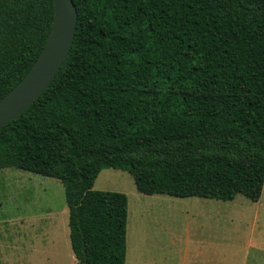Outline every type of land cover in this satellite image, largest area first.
Masks as SVG:
<instances>
[{"label":"trees","instance_id":"1","mask_svg":"<svg viewBox=\"0 0 264 264\" xmlns=\"http://www.w3.org/2000/svg\"><path fill=\"white\" fill-rule=\"evenodd\" d=\"M70 50L0 128V169L61 181L76 264H125L138 192L258 201L264 183V0H73ZM53 0H0V98L48 36Z\"/></svg>","mask_w":264,"mask_h":264},{"label":"rangeland","instance_id":"2","mask_svg":"<svg viewBox=\"0 0 264 264\" xmlns=\"http://www.w3.org/2000/svg\"><path fill=\"white\" fill-rule=\"evenodd\" d=\"M93 189L128 200L125 264H264V183L258 201L144 194L106 168ZM0 264H76L60 180L0 169Z\"/></svg>","mask_w":264,"mask_h":264},{"label":"water","instance_id":"3","mask_svg":"<svg viewBox=\"0 0 264 264\" xmlns=\"http://www.w3.org/2000/svg\"><path fill=\"white\" fill-rule=\"evenodd\" d=\"M77 25L73 0H53L51 27L25 75L0 98V128L23 112L47 88L66 58Z\"/></svg>","mask_w":264,"mask_h":264}]
</instances>
